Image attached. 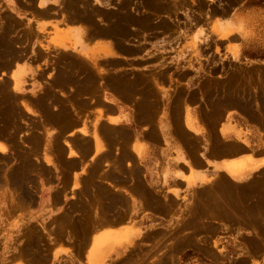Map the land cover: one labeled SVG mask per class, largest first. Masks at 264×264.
Masks as SVG:
<instances>
[{
  "label": "rangeland",
  "instance_id": "1",
  "mask_svg": "<svg viewBox=\"0 0 264 264\" xmlns=\"http://www.w3.org/2000/svg\"><path fill=\"white\" fill-rule=\"evenodd\" d=\"M39 1L0 0V264H90L93 236L121 227L105 264H264V168L184 204L156 181L151 147L164 123L190 155L212 149L231 111L264 141V0ZM69 27L119 57L55 47ZM111 88L133 99L132 121L103 119ZM191 101L206 139L183 127Z\"/></svg>",
  "mask_w": 264,
  "mask_h": 264
},
{
  "label": "crops",
  "instance_id": "2",
  "mask_svg": "<svg viewBox=\"0 0 264 264\" xmlns=\"http://www.w3.org/2000/svg\"><path fill=\"white\" fill-rule=\"evenodd\" d=\"M41 2L44 4L45 1L40 0L39 4ZM55 32L56 35L51 38V41L57 48L78 51H82L83 46L89 50L99 48L104 57L110 59L119 57L114 54L117 45L108 41L101 42V44L93 42L88 45L85 35L74 27H69L64 31L61 28H55ZM12 77L15 79L16 87L22 77L19 78L16 75V69L13 70ZM168 84L171 89V80H168ZM168 93L167 96H171V91ZM163 97L166 98L165 95ZM133 102L130 96L111 88L102 101L103 119L110 125H122L132 121L134 119V108L131 106ZM167 109V116L171 119V104L167 105ZM181 114L184 129L195 136L206 139L209 119L196 101L183 102ZM222 116L217 126L219 142L212 143V149L204 146V149L195 156L190 155L180 142L173 139L171 124L164 125L163 123L162 126H158V130L162 133L163 145L151 146L154 151L157 149L153 167L154 176L157 182L165 185L168 194L184 204L186 203L184 197L192 190L209 184L219 175L234 183H244L264 168L262 128L253 122V119L250 118V120L249 114L244 111H231ZM142 139L140 135H136L132 141V148L135 145L140 146ZM149 148L147 145L142 146L141 155H144ZM126 229L107 228L93 236L89 249L90 264H105L102 261L103 252L106 253L113 246L120 244L122 237L127 236Z\"/></svg>",
  "mask_w": 264,
  "mask_h": 264
},
{
  "label": "bare ground",
  "instance_id": "3",
  "mask_svg": "<svg viewBox=\"0 0 264 264\" xmlns=\"http://www.w3.org/2000/svg\"><path fill=\"white\" fill-rule=\"evenodd\" d=\"M13 55V54H12ZM104 66V65H103ZM108 69V68H107ZM68 76V75H67ZM6 85H8V84H6ZM63 85V84H62ZM3 86V85H2ZM8 87V86H7ZM4 88V87H3ZM4 92V91H3ZM14 105V104H13ZM14 111V110H13ZM19 114V113H18ZM84 142V141H83ZM105 142V141H104ZM105 144V143H104ZM116 167V166H115ZM103 218V217H102Z\"/></svg>",
  "mask_w": 264,
  "mask_h": 264
}]
</instances>
